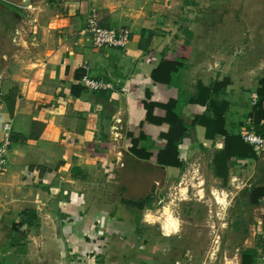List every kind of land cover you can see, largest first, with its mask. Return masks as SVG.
<instances>
[{
  "label": "crops",
  "instance_id": "obj_1",
  "mask_svg": "<svg viewBox=\"0 0 264 264\" xmlns=\"http://www.w3.org/2000/svg\"><path fill=\"white\" fill-rule=\"evenodd\" d=\"M92 10L130 31L124 50L92 46ZM262 76L264 0H0V264H185L170 212L158 232L125 201L159 204L203 160L213 192L242 204L234 264H264V151L244 140H264ZM143 104L173 108L148 120ZM176 122L181 167L158 164Z\"/></svg>",
  "mask_w": 264,
  "mask_h": 264
},
{
  "label": "rangeland",
  "instance_id": "obj_2",
  "mask_svg": "<svg viewBox=\"0 0 264 264\" xmlns=\"http://www.w3.org/2000/svg\"><path fill=\"white\" fill-rule=\"evenodd\" d=\"M202 162L201 165L192 162L182 169L158 196L159 204L152 206L155 197L149 194L144 201L148 211L142 212V219L161 232L166 217L164 209L170 212L176 219L175 229L168 230L176 232L172 248H177L179 253L181 250V256L189 252L185 264H234L232 257L237 244L231 224L241 219L242 204L235 207L230 193L213 192V184H216L205 169V161ZM236 198L242 199L240 195L234 196V200ZM233 219L236 221L232 222Z\"/></svg>",
  "mask_w": 264,
  "mask_h": 264
},
{
  "label": "built area",
  "instance_id": "obj_3",
  "mask_svg": "<svg viewBox=\"0 0 264 264\" xmlns=\"http://www.w3.org/2000/svg\"><path fill=\"white\" fill-rule=\"evenodd\" d=\"M85 31L89 34L92 46L95 48H114L124 50L130 39V31L126 28L111 29L104 28L98 24L96 11L92 10L88 13ZM87 70V65L82 66ZM82 86L91 92H98L109 88L107 83L89 78L84 75L80 79ZM10 125L4 124L0 131V172L4 169L8 154L11 147L10 141ZM244 140L252 145L253 151L256 153L264 151V140L259 137L246 135ZM264 260V256H262Z\"/></svg>",
  "mask_w": 264,
  "mask_h": 264
},
{
  "label": "trees",
  "instance_id": "obj_4",
  "mask_svg": "<svg viewBox=\"0 0 264 264\" xmlns=\"http://www.w3.org/2000/svg\"><path fill=\"white\" fill-rule=\"evenodd\" d=\"M178 65V64H175ZM260 84L261 87L264 88V76H262V78L260 79ZM227 81H222L219 83H216L215 86L217 88H221L226 86ZM262 90L261 88L258 90V95H259V101L258 104H261V99L264 98L262 97L261 94ZM260 102V103H259ZM146 107V119H150V114H151V110L154 106H159L161 108L166 109L167 113L169 114L173 108V104H167V105H157V104H151V105H145ZM258 105V106H259ZM264 110H261V112ZM173 125L171 126L170 131L167 134H164L163 137L166 139L167 143L165 146V149L163 151H160L157 155V162L158 164L164 165V166H174V167H181L180 161H178L177 156H178V147H177V143L179 141V139L182 136V131L185 129L183 126H181L180 123L176 122V123H172ZM264 128V127H262ZM181 129V130H180ZM183 129V130H182ZM260 134L262 135V137H264V130H262L260 132ZM139 154V152H138ZM150 157V154H145V158L148 159ZM255 191V190H253ZM253 191L250 194V202L252 204H255L257 201V197L258 196H262L261 194H258V196L253 194ZM259 197V198H260ZM146 199V198H145ZM144 200H140V201H125L126 205L128 206H133V207H137L138 209H142L143 208V204H144Z\"/></svg>",
  "mask_w": 264,
  "mask_h": 264
}]
</instances>
